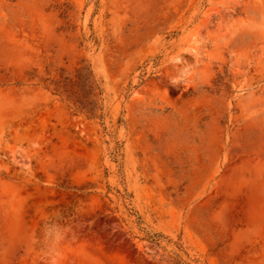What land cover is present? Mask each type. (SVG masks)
<instances>
[{
    "label": "rangeland",
    "instance_id": "1",
    "mask_svg": "<svg viewBox=\"0 0 264 264\" xmlns=\"http://www.w3.org/2000/svg\"><path fill=\"white\" fill-rule=\"evenodd\" d=\"M0 264H264V0H0Z\"/></svg>",
    "mask_w": 264,
    "mask_h": 264
},
{
    "label": "trees",
    "instance_id": "2",
    "mask_svg": "<svg viewBox=\"0 0 264 264\" xmlns=\"http://www.w3.org/2000/svg\"><path fill=\"white\" fill-rule=\"evenodd\" d=\"M69 82H72V79H70V81H69ZM85 93H87V94H88L89 92H88V91H87V92L85 91Z\"/></svg>",
    "mask_w": 264,
    "mask_h": 264
},
{
    "label": "bare ground",
    "instance_id": "3",
    "mask_svg": "<svg viewBox=\"0 0 264 264\" xmlns=\"http://www.w3.org/2000/svg\"><path fill=\"white\" fill-rule=\"evenodd\" d=\"M101 236V235H100ZM104 238V237H103Z\"/></svg>",
    "mask_w": 264,
    "mask_h": 264
}]
</instances>
